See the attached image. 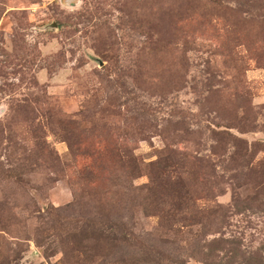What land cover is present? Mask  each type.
Instances as JSON below:
<instances>
[{
	"label": "rangeland",
	"instance_id": "rangeland-1",
	"mask_svg": "<svg viewBox=\"0 0 264 264\" xmlns=\"http://www.w3.org/2000/svg\"><path fill=\"white\" fill-rule=\"evenodd\" d=\"M0 264H264V0H0Z\"/></svg>",
	"mask_w": 264,
	"mask_h": 264
}]
</instances>
